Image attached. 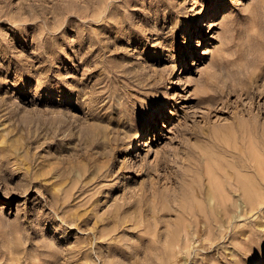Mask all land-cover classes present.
Returning <instances> with one entry per match:
<instances>
[{"label": "rangeland", "instance_id": "374dc122", "mask_svg": "<svg viewBox=\"0 0 264 264\" xmlns=\"http://www.w3.org/2000/svg\"><path fill=\"white\" fill-rule=\"evenodd\" d=\"M0 264H264V0H0Z\"/></svg>", "mask_w": 264, "mask_h": 264}, {"label": "bare ground", "instance_id": "6f19581e", "mask_svg": "<svg viewBox=\"0 0 264 264\" xmlns=\"http://www.w3.org/2000/svg\"><path fill=\"white\" fill-rule=\"evenodd\" d=\"M210 12L212 13V12H214L212 9H210ZM198 14V12L196 11L195 13H194V15H197ZM197 17V16H196ZM252 98V97H251ZM146 134V133H145ZM134 146L133 147H131L132 149L129 151V154H136V152H138V150L141 148V147H143L144 145H149V138L147 137H145V139L143 140V138H138V139H136L134 142ZM137 146V147H136ZM136 147V148H135Z\"/></svg>", "mask_w": 264, "mask_h": 264}]
</instances>
